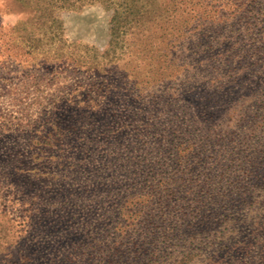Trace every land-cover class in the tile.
Returning <instances> with one entry per match:
<instances>
[{
    "label": "rangeland",
    "instance_id": "374dc122",
    "mask_svg": "<svg viewBox=\"0 0 264 264\" xmlns=\"http://www.w3.org/2000/svg\"><path fill=\"white\" fill-rule=\"evenodd\" d=\"M217 1L209 12L216 21L237 5ZM193 15L180 0H0V264H71L69 234L82 237L105 220L92 190L115 186L96 179L95 144L124 136L127 126L115 131L119 106L133 118L148 110L142 98L115 93L135 78L140 90L155 89L142 81L154 72L142 59ZM261 198L241 204V215L225 211L206 228L185 227L168 261L172 247L152 248L137 264H264ZM84 249L78 264H91L88 254L100 261Z\"/></svg>",
    "mask_w": 264,
    "mask_h": 264
},
{
    "label": "trees",
    "instance_id": "16d2710c",
    "mask_svg": "<svg viewBox=\"0 0 264 264\" xmlns=\"http://www.w3.org/2000/svg\"><path fill=\"white\" fill-rule=\"evenodd\" d=\"M233 1L232 17L216 21L217 0H180L193 17L173 23L174 39L142 59L154 68L142 81L155 89L140 90L135 78L115 93L142 98L148 110L133 118L119 106L115 131L127 126L124 136L95 144L96 179L115 186L92 190L105 220L82 237L69 234L65 261L78 264L91 247L100 258L88 254L91 264H137L152 248L172 247L168 261L185 227L206 228L225 211L243 214L255 195L264 200V0Z\"/></svg>",
    "mask_w": 264,
    "mask_h": 264
}]
</instances>
